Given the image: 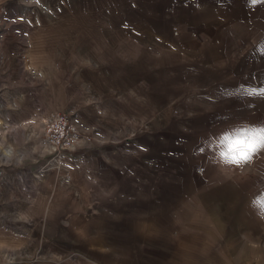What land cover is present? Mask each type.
Wrapping results in <instances>:
<instances>
[{
    "label": "crops",
    "instance_id": "crops-1",
    "mask_svg": "<svg viewBox=\"0 0 264 264\" xmlns=\"http://www.w3.org/2000/svg\"><path fill=\"white\" fill-rule=\"evenodd\" d=\"M1 4L0 126L62 113L91 138L4 170L22 179L16 208L23 176L38 183L46 202L27 217L54 264H264V208L233 198L230 170L211 182L205 164H220L200 139L249 99L204 92L234 81L264 100V0Z\"/></svg>",
    "mask_w": 264,
    "mask_h": 264
},
{
    "label": "rangeland",
    "instance_id": "rangeland-1",
    "mask_svg": "<svg viewBox=\"0 0 264 264\" xmlns=\"http://www.w3.org/2000/svg\"><path fill=\"white\" fill-rule=\"evenodd\" d=\"M3 5L0 6L1 22L5 12ZM10 93L9 95H12V92ZM204 93H208V95L211 93L212 98H221V96L228 93H231L230 95L233 98L235 96H247L249 98L247 103H231L232 112L230 113L232 116L229 121L231 123L226 131L220 134L209 133L200 136L209 157L214 156L218 149L223 151L224 143L221 141L225 135H230L234 131H247L250 125H264V100L262 101L259 95L252 94L248 90L243 91L234 85V81L228 85L216 87L213 92ZM256 98H259V100L256 101ZM14 104L18 106L19 102ZM199 104L201 108L230 105L228 103L215 104L213 102L205 104L204 100ZM12 110L17 109L12 107ZM42 122V119L34 121L13 119L9 124L0 126V264H54L59 261L58 257L51 255L50 246L43 247L45 241H43L42 236L45 232L41 233V229L38 228L39 222L27 217L28 211L38 215L46 202L45 198L36 194L35 187L38 183H35L29 177L23 176L25 202L22 207L16 208L10 199V189L11 183L19 184L22 181L21 176L17 175L13 178L4 175V170H19L20 167H17L15 163L21 159L23 160V168L27 166L31 169H33L32 166H35V163L31 161L40 160L41 158L51 159L52 154H46L50 150L41 138ZM22 123L27 125V129L19 126ZM216 140L219 141L215 143ZM83 144L86 143L80 145ZM208 159L211 161L210 158ZM36 164L40 165L41 163ZM205 170L213 174L210 176L212 183L215 179H219L221 182L223 180L228 181L227 172L230 170L233 198H237L234 191L243 188L245 189L244 194L250 193L251 197L258 200L261 205L264 202V146L252 153L249 161H241L239 164L232 163L231 166H218L217 164L207 163L205 164ZM31 191L35 194L33 195ZM27 193L31 196H27ZM46 236H49V234L46 233Z\"/></svg>",
    "mask_w": 264,
    "mask_h": 264
},
{
    "label": "built area",
    "instance_id": "built-area-1",
    "mask_svg": "<svg viewBox=\"0 0 264 264\" xmlns=\"http://www.w3.org/2000/svg\"><path fill=\"white\" fill-rule=\"evenodd\" d=\"M1 26V18H0ZM42 142L52 152H69L81 143H90L89 137L81 136L66 114L57 113L42 125Z\"/></svg>",
    "mask_w": 264,
    "mask_h": 264
},
{
    "label": "clouds",
    "instance_id": "clouds-1",
    "mask_svg": "<svg viewBox=\"0 0 264 264\" xmlns=\"http://www.w3.org/2000/svg\"><path fill=\"white\" fill-rule=\"evenodd\" d=\"M224 137H229L230 143H224L223 151L218 149L214 153V157L218 159V163L221 166H228L232 164V162L226 155H224L225 153H229L230 151L239 153L246 147L257 142H264V125H250L249 130L247 131H234L232 134L225 135ZM257 211L259 214V210Z\"/></svg>",
    "mask_w": 264,
    "mask_h": 264
},
{
    "label": "snow or ice",
    "instance_id": "snow-or-ice-1",
    "mask_svg": "<svg viewBox=\"0 0 264 264\" xmlns=\"http://www.w3.org/2000/svg\"><path fill=\"white\" fill-rule=\"evenodd\" d=\"M221 142L230 143L229 137H224ZM262 146H264V142H257L251 146L246 147L243 151L239 153H234L230 151L229 153H225L224 155H226L232 163L239 164L241 161H249L251 159L252 153L256 152ZM262 208H264V202H262ZM262 214H264V211H262Z\"/></svg>",
    "mask_w": 264,
    "mask_h": 264
}]
</instances>
